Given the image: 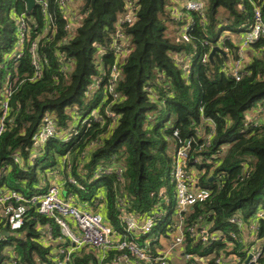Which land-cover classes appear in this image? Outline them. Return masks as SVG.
<instances>
[{
    "label": "clouds",
    "instance_id": "clouds-1",
    "mask_svg": "<svg viewBox=\"0 0 264 264\" xmlns=\"http://www.w3.org/2000/svg\"><path fill=\"white\" fill-rule=\"evenodd\" d=\"M0 0V264H264V0Z\"/></svg>",
    "mask_w": 264,
    "mask_h": 264
},
{
    "label": "water",
    "instance_id": "water-1",
    "mask_svg": "<svg viewBox=\"0 0 264 264\" xmlns=\"http://www.w3.org/2000/svg\"><path fill=\"white\" fill-rule=\"evenodd\" d=\"M29 6H30V7L32 6L31 0H29Z\"/></svg>",
    "mask_w": 264,
    "mask_h": 264
}]
</instances>
